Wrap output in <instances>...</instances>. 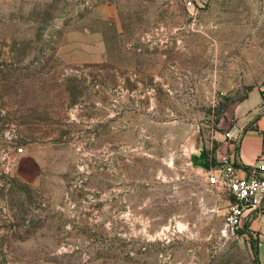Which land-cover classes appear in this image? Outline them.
Here are the masks:
<instances>
[{"label":"rangeland","instance_id":"374dc122","mask_svg":"<svg viewBox=\"0 0 264 264\" xmlns=\"http://www.w3.org/2000/svg\"><path fill=\"white\" fill-rule=\"evenodd\" d=\"M253 92L264 0H0V264H264L205 178Z\"/></svg>","mask_w":264,"mask_h":264},{"label":"crops","instance_id":"0c3cea01","mask_svg":"<svg viewBox=\"0 0 264 264\" xmlns=\"http://www.w3.org/2000/svg\"><path fill=\"white\" fill-rule=\"evenodd\" d=\"M235 116L236 121L226 131L229 137L221 134L215 136L217 147L213 152V161L217 164L224 159L230 160L241 166L237 173L243 175L253 170L259 163L264 165V96L261 97L256 92L251 93L249 98L237 106ZM191 147L192 159L197 166L202 169L210 166L205 162L207 153H204L203 145L195 143ZM263 212L264 205L253 213L246 225L252 219H258Z\"/></svg>","mask_w":264,"mask_h":264},{"label":"built area","instance_id":"2783aa9c","mask_svg":"<svg viewBox=\"0 0 264 264\" xmlns=\"http://www.w3.org/2000/svg\"><path fill=\"white\" fill-rule=\"evenodd\" d=\"M194 1L185 0V4L193 7ZM228 135L226 132L225 136ZM17 150L21 151L22 148L17 147ZM238 170H241V166L227 159L205 170L207 183L229 194L224 219L232 228L246 225L253 213L264 205V165L259 163L243 175H238Z\"/></svg>","mask_w":264,"mask_h":264},{"label":"trees","instance_id":"16d2710c","mask_svg":"<svg viewBox=\"0 0 264 264\" xmlns=\"http://www.w3.org/2000/svg\"><path fill=\"white\" fill-rule=\"evenodd\" d=\"M206 156V155H205ZM218 164V163H217ZM214 165H216V164H214ZM245 227V225H243V227H239V228H241V229H243Z\"/></svg>","mask_w":264,"mask_h":264}]
</instances>
